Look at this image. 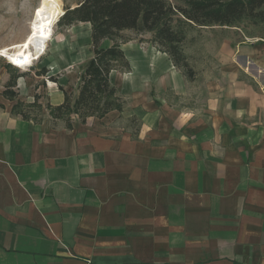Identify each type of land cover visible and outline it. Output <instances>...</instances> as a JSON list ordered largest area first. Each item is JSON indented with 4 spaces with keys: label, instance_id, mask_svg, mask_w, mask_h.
I'll return each instance as SVG.
<instances>
[{
    "label": "crops",
    "instance_id": "1",
    "mask_svg": "<svg viewBox=\"0 0 264 264\" xmlns=\"http://www.w3.org/2000/svg\"><path fill=\"white\" fill-rule=\"evenodd\" d=\"M76 25L79 54L0 69V264H264V41L231 44L203 104L181 107L190 83L166 54L103 40L127 64L109 74L122 109L67 128L49 109L93 57Z\"/></svg>",
    "mask_w": 264,
    "mask_h": 264
},
{
    "label": "trees",
    "instance_id": "2",
    "mask_svg": "<svg viewBox=\"0 0 264 264\" xmlns=\"http://www.w3.org/2000/svg\"><path fill=\"white\" fill-rule=\"evenodd\" d=\"M243 20L264 29V0H80L75 8L66 10L61 21L65 26L91 25L93 57L83 66L78 95L72 99L65 94L63 104L49 109V115L65 120L70 128L71 117L85 123L90 117L101 119L110 111H121L123 103L109 83V74L127 64L118 45L102 48L103 40L114 42L126 31L154 33V46L175 67H182L191 81V71L180 66L183 59L178 46L184 39L180 24L233 27ZM8 93L6 90L5 96L12 99ZM21 107L20 103L14 105V112ZM28 109L20 114L27 117Z\"/></svg>",
    "mask_w": 264,
    "mask_h": 264
},
{
    "label": "rangeland",
    "instance_id": "3",
    "mask_svg": "<svg viewBox=\"0 0 264 264\" xmlns=\"http://www.w3.org/2000/svg\"><path fill=\"white\" fill-rule=\"evenodd\" d=\"M38 2L39 0H0V48L24 40L28 33V25L31 22L33 11L37 8ZM79 2L80 0H61L62 12L65 13L67 9L75 8ZM171 2L177 3V0H171ZM62 19L63 17L54 27L53 37L49 42L51 43V48L46 49L47 51H45L44 55L33 63L29 71L23 72L15 69L7 64L3 58H0V69L5 70L9 77H16L18 80L22 74L31 75L42 71L41 67H44L49 60L52 61L55 49L62 56L67 57V60L70 59L68 58L70 55L79 54L78 49L75 47L84 41V37H86L88 32V26L76 25L78 31L69 33L66 32L64 22L61 21ZM179 27L184 34V39L178 46L183 59V63L180 66L184 64L191 71V81L189 80L190 94L186 98H171L172 102L181 107L183 105L187 107H199L203 104L202 101L206 97L205 94L212 89L216 77L220 75L222 60L230 58L228 54H230L235 43L250 45L255 43V39L264 41V29L259 25H252L247 20H243L233 27H198L189 24H180ZM153 39L154 33L126 31L121 33L120 39L115 41L122 43V45L125 44L124 48L137 52L136 57L133 59L143 61L147 57L149 59H154L152 56L161 57L157 55V51H153V49L156 50L152 46ZM111 42L104 41L102 46H111L113 43ZM54 43L57 44L56 47H52ZM259 43L261 42L259 41ZM231 44L232 47H230ZM223 45H226V47ZM174 71L177 74L185 75L182 67H176ZM47 76L54 79L52 73ZM62 76H65V73ZM124 76V72L118 68V71L112 74L111 80L115 82ZM76 85L77 79L73 86L72 95L76 92ZM31 106L25 107H29L27 112L31 116L39 117L42 112V106H40V113L34 105ZM129 124L133 127L136 125L134 122H129Z\"/></svg>",
    "mask_w": 264,
    "mask_h": 264
},
{
    "label": "bare ground",
    "instance_id": "4",
    "mask_svg": "<svg viewBox=\"0 0 264 264\" xmlns=\"http://www.w3.org/2000/svg\"><path fill=\"white\" fill-rule=\"evenodd\" d=\"M61 5V0H39L24 40L0 48V58L5 59L7 64L17 69L27 65L32 66L35 61H38L51 41L52 26L62 13Z\"/></svg>",
    "mask_w": 264,
    "mask_h": 264
},
{
    "label": "built area",
    "instance_id": "5",
    "mask_svg": "<svg viewBox=\"0 0 264 264\" xmlns=\"http://www.w3.org/2000/svg\"><path fill=\"white\" fill-rule=\"evenodd\" d=\"M64 13L62 12L58 18L56 19V21L54 22L53 26H52V36H51V39L53 37V30H54V27L57 25V23L60 21V19L63 17ZM14 68V67H13ZM32 68V66L30 65H27L26 67L22 68V69H18L20 71H23V72H27L29 71L30 69Z\"/></svg>",
    "mask_w": 264,
    "mask_h": 264
}]
</instances>
